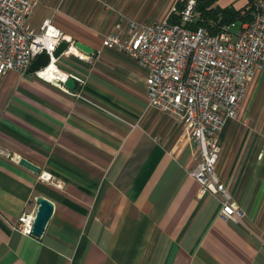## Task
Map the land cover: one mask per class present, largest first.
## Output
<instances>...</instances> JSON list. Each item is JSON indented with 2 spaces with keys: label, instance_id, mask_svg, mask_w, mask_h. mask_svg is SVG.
Listing matches in <instances>:
<instances>
[{
  "label": "crops",
  "instance_id": "obj_1",
  "mask_svg": "<svg viewBox=\"0 0 264 264\" xmlns=\"http://www.w3.org/2000/svg\"><path fill=\"white\" fill-rule=\"evenodd\" d=\"M36 1L33 27L52 17L93 51L58 58L86 78L75 90L30 70L0 75V264H264V69L221 133L216 171L244 211L226 220L190 174L189 129L149 106L139 62L102 44L121 14L160 21L178 0ZM39 196L54 213L42 236L23 234L14 224Z\"/></svg>",
  "mask_w": 264,
  "mask_h": 264
},
{
  "label": "built area",
  "instance_id": "obj_2",
  "mask_svg": "<svg viewBox=\"0 0 264 264\" xmlns=\"http://www.w3.org/2000/svg\"><path fill=\"white\" fill-rule=\"evenodd\" d=\"M176 3L169 15L179 14L182 23L169 21V15L160 21L139 22L121 14L116 31L107 34L102 44L126 52L147 70L149 106L171 114L189 129L196 144L190 174L200 184V195L218 196L220 215L238 220L244 211L218 176L216 166L222 130L229 120L238 118L253 76L264 69V0L246 4L240 20L223 24L215 33L205 26L192 29L185 25L194 19L196 0H186L182 9ZM36 4V0H0V75L11 70L25 73L33 60L46 52L50 64L34 75L67 91L65 82L70 77L84 86L86 78L73 72L59 69L50 78L42 74L52 64L58 67L54 52L62 41L69 42L63 55L77 53L78 47L52 17L45 18L38 28L31 25L29 18ZM79 57L91 60L82 51ZM12 158L16 162L21 159ZM40 177L62 185L51 173L42 172ZM34 218L32 213H23L14 228L34 235Z\"/></svg>",
  "mask_w": 264,
  "mask_h": 264
},
{
  "label": "water",
  "instance_id": "obj_3",
  "mask_svg": "<svg viewBox=\"0 0 264 264\" xmlns=\"http://www.w3.org/2000/svg\"><path fill=\"white\" fill-rule=\"evenodd\" d=\"M76 46L80 49H82L83 51L87 52V53H92V48H90L89 46H87L86 44H83L81 42H76ZM69 47V42L67 41H62L57 49L54 52V57L55 58H60L65 50ZM51 62V57L48 53L43 52L41 54H39L31 63L29 70L31 72H36L40 69H42L43 67L49 65ZM65 86L70 89V90H75L77 87V82L74 78L70 77L67 79V81L65 82ZM20 164L35 171V172H40L41 168L40 166H38L37 164H35L34 162L30 161L29 159H27L26 157H21L20 159ZM37 203L39 204L38 206V210L35 214V218H34V222H33V234L36 236H42L47 228V225L54 213V203L44 197V196H39L37 198Z\"/></svg>",
  "mask_w": 264,
  "mask_h": 264
},
{
  "label": "trees",
  "instance_id": "obj_4",
  "mask_svg": "<svg viewBox=\"0 0 264 264\" xmlns=\"http://www.w3.org/2000/svg\"><path fill=\"white\" fill-rule=\"evenodd\" d=\"M185 2L186 0H178L176 4L182 9ZM196 2L194 19L186 22L185 25L192 29L205 26L212 33L217 32L223 24L240 20V11L244 7L238 8L234 4L221 6L219 0H196ZM169 21L182 23L181 17L176 13L169 15Z\"/></svg>",
  "mask_w": 264,
  "mask_h": 264
},
{
  "label": "rangeland",
  "instance_id": "obj_5",
  "mask_svg": "<svg viewBox=\"0 0 264 264\" xmlns=\"http://www.w3.org/2000/svg\"><path fill=\"white\" fill-rule=\"evenodd\" d=\"M253 0H219V4L221 6H225L227 4H234L235 6H237L238 8H242L243 6H245L246 4H248L249 2H252ZM144 9V7L142 8ZM149 14V13H148ZM167 16V14H165ZM155 14H150L147 15L146 17H148V19H151V17H154ZM180 16V15H179Z\"/></svg>",
  "mask_w": 264,
  "mask_h": 264
},
{
  "label": "bare ground",
  "instance_id": "obj_6",
  "mask_svg": "<svg viewBox=\"0 0 264 264\" xmlns=\"http://www.w3.org/2000/svg\"><path fill=\"white\" fill-rule=\"evenodd\" d=\"M55 71H59V68L56 67L54 64H52L49 68H47L46 70H44L42 72V74L46 77H55L57 75V73H55Z\"/></svg>",
  "mask_w": 264,
  "mask_h": 264
}]
</instances>
